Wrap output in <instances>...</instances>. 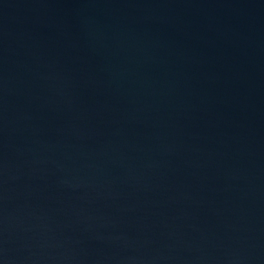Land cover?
I'll return each instance as SVG.
<instances>
[{
	"label": "water",
	"instance_id": "95a60500",
	"mask_svg": "<svg viewBox=\"0 0 264 264\" xmlns=\"http://www.w3.org/2000/svg\"><path fill=\"white\" fill-rule=\"evenodd\" d=\"M0 264H264V0H0Z\"/></svg>",
	"mask_w": 264,
	"mask_h": 264
}]
</instances>
